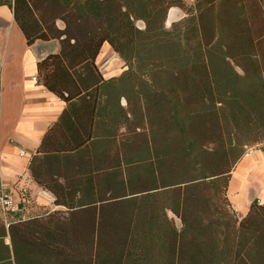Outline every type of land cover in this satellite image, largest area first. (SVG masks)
<instances>
[{"label": "trees", "instance_id": "1", "mask_svg": "<svg viewBox=\"0 0 264 264\" xmlns=\"http://www.w3.org/2000/svg\"><path fill=\"white\" fill-rule=\"evenodd\" d=\"M0 4L29 44L59 39L67 64L90 68L107 41L128 66L64 113L86 145L36 159L68 210L11 225L17 264H264V205L239 219L227 196L237 162L264 144V0H198L171 27L183 0ZM94 125L104 140L91 153Z\"/></svg>", "mask_w": 264, "mask_h": 264}, {"label": "crops", "instance_id": "2", "mask_svg": "<svg viewBox=\"0 0 264 264\" xmlns=\"http://www.w3.org/2000/svg\"><path fill=\"white\" fill-rule=\"evenodd\" d=\"M183 1V7L169 9L167 27L186 18L198 0ZM57 23L64 28L63 21ZM61 50V42L56 38L36 39L29 44L14 8L0 4V178L8 183L22 209L20 213L5 214L0 207V264H17L11 225L21 219L68 210L58 204L53 188L38 182L32 172V167L38 166L36 159L75 154L76 149L86 145H79L81 136L85 138V129L79 126L74 133L64 113L71 105L79 104L82 95L93 92L97 86L100 90L104 82L128 69L107 41L90 68L86 67L87 60L67 64ZM86 76L96 84L87 88L85 79H81ZM121 104L127 106L124 97ZM93 127L99 133L88 142L91 153L99 152L95 146H102L104 140V127ZM109 146L113 160L114 145ZM59 180L64 183L63 177ZM227 196L239 219L246 216L254 203L264 205V150L247 151L240 158L232 170ZM168 213L181 230V218L172 211Z\"/></svg>", "mask_w": 264, "mask_h": 264}, {"label": "built area", "instance_id": "3", "mask_svg": "<svg viewBox=\"0 0 264 264\" xmlns=\"http://www.w3.org/2000/svg\"><path fill=\"white\" fill-rule=\"evenodd\" d=\"M36 79V77H34ZM25 198V197H24ZM0 207L5 214L20 213L22 209L15 194L3 179L0 178Z\"/></svg>", "mask_w": 264, "mask_h": 264}, {"label": "rangeland", "instance_id": "4", "mask_svg": "<svg viewBox=\"0 0 264 264\" xmlns=\"http://www.w3.org/2000/svg\"><path fill=\"white\" fill-rule=\"evenodd\" d=\"M252 150H264V144L260 143L247 148V151H252Z\"/></svg>", "mask_w": 264, "mask_h": 264}]
</instances>
